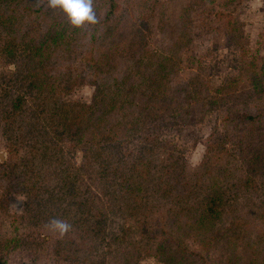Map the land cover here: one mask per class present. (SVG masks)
Segmentation results:
<instances>
[{"label": "trees", "instance_id": "trees-1", "mask_svg": "<svg viewBox=\"0 0 264 264\" xmlns=\"http://www.w3.org/2000/svg\"><path fill=\"white\" fill-rule=\"evenodd\" d=\"M124 1L93 0L97 23L74 29L47 0H0V58L14 65L9 73L0 70V131L10 155L0 163V182L7 194L25 198V212L17 220L38 225L56 218L70 224L63 234L69 240H60L56 251L76 256L75 264H107L113 258L138 264V253L151 254L160 234L165 237L157 247L158 261L199 264L201 256L181 238L194 235L203 244L220 240L215 226L233 202L226 187L216 177L210 185L205 174L223 169L217 160L228 142L252 170L262 166L264 156L256 152L247 159L259 147L253 145L255 136L233 143L227 135L225 142L208 145L210 155L195 171L181 164L177 147L164 142L160 130L170 121L185 125L200 120L193 109L216 99L210 78L196 73L180 79L181 67L138 42L133 28L122 55L126 17L116 14ZM153 3L151 9L147 6L149 23L160 24L166 6ZM142 8L145 2L139 1ZM121 55L132 61L117 71ZM81 60L85 67L80 72ZM251 81L260 86L259 78ZM84 83L94 86L90 103L63 99ZM235 85L226 84L227 96L239 95ZM220 103L226 105V99ZM224 121L248 126V136L255 126L263 128L261 117L244 112H228ZM82 146L85 154L78 165L72 149ZM223 172L231 175L229 167ZM154 195L167 199L171 209L162 214ZM4 200L0 195V208ZM167 221L175 237L163 229ZM35 244L24 237L1 240L0 264L8 251ZM201 264L210 263L202 257Z\"/></svg>", "mask_w": 264, "mask_h": 264}, {"label": "rangeland", "instance_id": "rangeland-1", "mask_svg": "<svg viewBox=\"0 0 264 264\" xmlns=\"http://www.w3.org/2000/svg\"><path fill=\"white\" fill-rule=\"evenodd\" d=\"M139 1L145 2V8L139 9ZM153 1L126 0L121 12L116 14V17L121 14L126 17L121 29L125 38H119L122 55L124 49L129 47L131 29H136L138 34L134 37L138 42L147 43L152 53L162 55L181 67L180 79L196 73L210 78L211 95L216 98L207 101L203 109L200 108L202 105L193 109L200 120L185 125L170 121L166 127L162 126L160 138L177 147L181 164L186 163L192 172L201 167L210 155L208 145L225 142L227 135L233 143L249 142L255 136L253 145L259 147L256 151L251 149L247 159L249 161L256 152V155L264 156V114L260 115L264 112V0H157L166 6V19L159 20L160 24H150L151 13L148 9L155 4ZM2 38L0 35V40ZM122 55L117 58V71L131 65L132 58H123ZM77 66L81 72L85 62L81 60ZM13 69L11 62L0 58L2 72L9 73ZM254 77L261 80L260 86L251 81ZM233 81L239 95L227 96L230 88L226 84ZM93 95L94 86L84 83L74 87L63 99L90 103ZM220 99H226V105H222ZM228 112H244L261 117L263 128L257 129L258 126H255L254 134L248 136V126L239 123L235 126L224 121ZM221 148L218 146L217 149ZM235 148L228 142L224 152H219L221 158L217 160L223 169L229 167L231 175L228 176L229 173L221 168L214 169L212 176L205 174L204 169L200 170L208 178V182L204 183H211L216 177L226 187L227 199L231 198L233 202L226 206L225 217L215 226L220 240L215 238L211 243L203 244L202 239L196 240L194 235L181 238V242L201 256H193L197 257L199 264L202 257L210 264H264V159L261 167L252 170L249 162L243 164L240 155L234 153ZM72 150L80 165L85 149L82 146ZM9 158L8 145L0 131V163ZM247 179L251 183H245ZM4 187L5 184L0 182V195L5 197V203L0 208V241L24 237L25 240H34L36 244L8 251L3 254L2 264H75L76 256L68 253L62 256L56 251V247L60 249L58 242L66 238L69 240V237L52 230L49 224L35 225L28 220H17L25 212V198L19 194H7ZM152 200L163 210L162 214L171 209L167 199L162 196L154 195ZM163 229L173 233L172 237L176 236L171 230V221H167ZM164 237L160 234L158 239H153L151 254H148V250L138 253V264H162L155 255ZM137 240H140L139 236ZM64 246H67L66 242ZM136 255L132 253V256ZM114 259L107 264H122L118 263V258Z\"/></svg>", "mask_w": 264, "mask_h": 264}, {"label": "clouds", "instance_id": "clouds-1", "mask_svg": "<svg viewBox=\"0 0 264 264\" xmlns=\"http://www.w3.org/2000/svg\"><path fill=\"white\" fill-rule=\"evenodd\" d=\"M47 4L50 9H59L74 29L97 23L98 17L93 7V0H47ZM49 227L63 235L71 226L63 220L52 218L49 220Z\"/></svg>", "mask_w": 264, "mask_h": 264}]
</instances>
